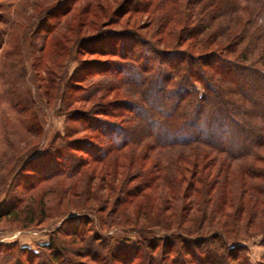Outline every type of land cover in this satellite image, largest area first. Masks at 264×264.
Returning a JSON list of instances; mask_svg holds the SVG:
<instances>
[{"label":"trees","instance_id":"trees-1","mask_svg":"<svg viewBox=\"0 0 264 264\" xmlns=\"http://www.w3.org/2000/svg\"><path fill=\"white\" fill-rule=\"evenodd\" d=\"M58 10L41 12L53 22L45 34L61 28V18L67 24L66 11ZM89 10L90 4L82 12ZM121 15L144 18L145 33L106 28L76 39L60 34L53 42L77 62L80 76L60 86L48 79L64 129L43 152L12 166L0 220L17 219L44 184H68L65 198L70 191L76 196L81 182L78 194L94 206L61 213L71 217L70 233L52 231L38 252L0 253V261L250 264L245 242L258 238L264 247V0H121L114 16ZM82 53L107 59L80 61ZM86 81L90 91L74 97ZM112 91L122 100L100 103ZM26 168L24 192L8 194ZM148 193L158 194V205L137 215L146 225L107 224L114 212L103 214L107 205L121 208ZM28 214L43 226L33 209ZM94 229L122 230L136 242H105Z\"/></svg>","mask_w":264,"mask_h":264},{"label":"rangeland","instance_id":"rangeland-1","mask_svg":"<svg viewBox=\"0 0 264 264\" xmlns=\"http://www.w3.org/2000/svg\"><path fill=\"white\" fill-rule=\"evenodd\" d=\"M120 1L79 0L75 5L70 2L62 6L64 0H0V201L6 194L5 185L11 178V174L8 173L12 166L24 164L30 155L43 152L47 148L48 141L64 129V110L60 107L57 92L51 85L48 88V79L60 86L73 75L80 76V71H78L77 62L69 61L68 55L60 54L59 50L53 48V42L56 40L59 42L57 37L66 33L69 38L76 39L106 28L109 30L135 28L145 33L143 29L147 23L144 18L137 15L131 18L121 15L117 19L114 16ZM88 4L91 10L88 14H84L82 11ZM50 6L53 9L59 8L58 11L61 10V12L66 11L67 24L63 26L65 18H61L59 25L61 28L58 27L61 30L53 29V32L45 34L46 30L44 31L43 28L50 27L53 22L52 19L41 17V14ZM76 29L78 33L74 31ZM98 59L104 61L107 58H98L86 53L79 56L80 61L86 62ZM25 74H28L29 79ZM87 85V81L82 83V90L74 92V97L87 94L90 91ZM46 91L48 95L44 96ZM117 96L121 99L118 91H112L106 94L100 103L107 106L114 102ZM56 97L57 100H53ZM93 103H85L82 108L90 109ZM76 106L79 104L77 103ZM30 118H35L37 121H31ZM110 121L113 120L110 119ZM36 132L42 136L40 141L37 138L38 135L35 136ZM84 158L87 159V156ZM27 169L21 176H17L19 186L22 185L20 177L28 176ZM15 182L13 181L15 189L8 191V194L24 192V189H21L22 186L18 187ZM78 183L72 190L74 194L77 193L76 196L71 197L70 191L69 195L64 196L65 198H62L61 192L70 190L68 184L41 185L34 191L32 198L25 202L28 209L21 211L17 219L0 220V253H15L17 249L36 253L38 246L49 242L52 231L60 229L70 233L71 227L67 221L71 217L68 214L62 216L61 213H74L94 206L93 202L84 201L80 197L78 193L81 192L82 187L78 186ZM126 197L121 196L124 199ZM126 203L127 205L116 209L107 205L108 210L103 214H108L111 209L114 210L106 220L108 225L113 227L146 225L142 218L136 219V217L140 215L141 210L152 209L158 205V194L148 193L144 198L135 201L129 198ZM29 208L37 214L43 226L35 227L37 224L30 222ZM43 208L46 215L42 218L40 211ZM92 233H99L104 237L103 241H111L112 244L132 245L136 242L135 235L124 233L122 230L98 232L94 229ZM245 245L247 249L245 255L249 263L264 264V247L259 244V239H248ZM21 260L25 264V257ZM12 263L14 264V260ZM0 264L7 263L0 261Z\"/></svg>","mask_w":264,"mask_h":264}]
</instances>
